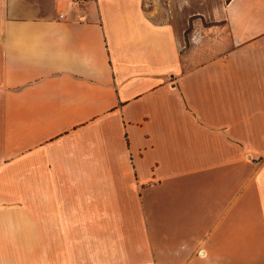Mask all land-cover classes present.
Returning <instances> with one entry per match:
<instances>
[{"label": "crops", "instance_id": "1", "mask_svg": "<svg viewBox=\"0 0 264 264\" xmlns=\"http://www.w3.org/2000/svg\"><path fill=\"white\" fill-rule=\"evenodd\" d=\"M0 264H264V0H0Z\"/></svg>", "mask_w": 264, "mask_h": 264}, {"label": "rangeland", "instance_id": "2", "mask_svg": "<svg viewBox=\"0 0 264 264\" xmlns=\"http://www.w3.org/2000/svg\"><path fill=\"white\" fill-rule=\"evenodd\" d=\"M188 31H189V29L187 30V32H188ZM185 36H186V39L188 40V33H186V35H185Z\"/></svg>", "mask_w": 264, "mask_h": 264}, {"label": "built area", "instance_id": "3", "mask_svg": "<svg viewBox=\"0 0 264 264\" xmlns=\"http://www.w3.org/2000/svg\"><path fill=\"white\" fill-rule=\"evenodd\" d=\"M71 1H73V2H79V1H82V0H71Z\"/></svg>", "mask_w": 264, "mask_h": 264}]
</instances>
